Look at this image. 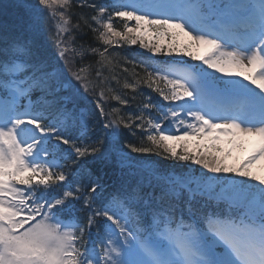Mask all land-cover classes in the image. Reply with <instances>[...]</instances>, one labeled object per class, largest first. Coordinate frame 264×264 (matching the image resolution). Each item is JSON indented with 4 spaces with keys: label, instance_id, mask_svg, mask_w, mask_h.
<instances>
[{
    "label": "snow or ice",
    "instance_id": "6c2138e0",
    "mask_svg": "<svg viewBox=\"0 0 264 264\" xmlns=\"http://www.w3.org/2000/svg\"><path fill=\"white\" fill-rule=\"evenodd\" d=\"M73 6L0 8V264H264V178L253 184L250 170L264 161V0H82L89 11L78 19L103 51L74 46ZM174 30L191 42L177 43ZM122 43L174 63L143 81L166 105L149 98L140 115L114 119L91 66L73 70V61L92 54L110 64L109 48ZM121 126L139 130L141 146L121 141ZM222 137L255 144L230 166ZM113 161L122 176L109 183Z\"/></svg>",
    "mask_w": 264,
    "mask_h": 264
},
{
    "label": "trees",
    "instance_id": "16d2710c",
    "mask_svg": "<svg viewBox=\"0 0 264 264\" xmlns=\"http://www.w3.org/2000/svg\"><path fill=\"white\" fill-rule=\"evenodd\" d=\"M13 0H0V8H6L11 11L9 7L12 4ZM82 0H74L75 6H73L70 11L74 15L70 18V27L75 26L78 23L81 24V27L76 31H73L71 35L75 38L76 46H85V47H94L99 48L101 51L104 50V45L102 42L98 41L97 34L87 27H84L82 22L79 21L78 16L85 12H88V9H82L78 5ZM90 14V13H89ZM120 30H123V22H115ZM130 25L135 22H129ZM95 27V25H93ZM178 33L175 40L180 45L188 44L191 41L189 37L180 33L179 30H174ZM147 42V37H146ZM191 51L194 52L193 46ZM108 56L111 60V63H101V58L99 55L88 54L82 61L76 62L73 61V70L81 66H91L89 69L91 75L89 79L93 82V85L96 89V94L98 95L100 91L105 93L103 98L104 110L106 113L110 114L109 118L119 119L120 117L127 118L129 112L136 110L145 100V97H153L154 100H162L159 97V93L155 92L153 89L149 88L146 83H143L147 79L148 72L150 71L147 67V64L153 63L154 61H173L174 58L167 56L163 53L153 54L148 49L143 48L139 43L136 45H129L122 43L120 46L109 48ZM179 57H177L178 59ZM182 58L192 63L196 60H192L186 55H183ZM125 69L127 71H125ZM100 72V77L97 79L96 72ZM137 80L141 83L137 84L135 89L125 87L126 83H135ZM161 87L164 85L161 83ZM115 96H121L128 100V104H121L119 101L115 100ZM146 97V98H147ZM115 110V112H114ZM95 126L99 125V119L95 114L94 118ZM122 127V135L120 137L121 141L123 140H132L137 146L140 145V136L139 130H137L136 136H131L128 129ZM147 127V126H146ZM146 142V136L144 137ZM133 157L139 158V154L131 153ZM146 159L157 162L158 166L167 168L172 166L174 171L177 173L183 172L182 163L175 165L172 160L161 161V158L157 155H150ZM197 168L199 166H196ZM108 177L110 178L109 183H116V181L122 176L119 165L116 161H113L108 168L106 169Z\"/></svg>",
    "mask_w": 264,
    "mask_h": 264
},
{
    "label": "rangeland",
    "instance_id": "374dc122",
    "mask_svg": "<svg viewBox=\"0 0 264 264\" xmlns=\"http://www.w3.org/2000/svg\"><path fill=\"white\" fill-rule=\"evenodd\" d=\"M196 49L199 51V56H203L206 53V51H207V47L203 46V45L198 46V47L196 46ZM172 64L173 63H168V64H165V65H160V66H156V67L163 68L166 65H172ZM237 78L238 79H243V77H237ZM245 82L248 83V81H245ZM89 111H90V108L87 106L85 108V112H86L88 118H89ZM155 112H156V110H154L152 112V115ZM254 144H255V139L254 138H245L241 146H233V145H230V144H228L226 142V137H222L220 146L223 149V152L221 153V155H225L226 156V162L228 164H230V165H238L252 151V149L254 147ZM191 146L195 147V142H192ZM229 151L231 152L230 156L227 155V153ZM252 170L255 173L256 172L260 173L261 174L260 177L264 178V161H262L260 166L259 165L256 166V164L254 163L252 165Z\"/></svg>",
    "mask_w": 264,
    "mask_h": 264
},
{
    "label": "bare ground",
    "instance_id": "6f19581e",
    "mask_svg": "<svg viewBox=\"0 0 264 264\" xmlns=\"http://www.w3.org/2000/svg\"><path fill=\"white\" fill-rule=\"evenodd\" d=\"M261 163H262V161H257V162H255L256 166H258V165L260 166Z\"/></svg>",
    "mask_w": 264,
    "mask_h": 264
}]
</instances>
